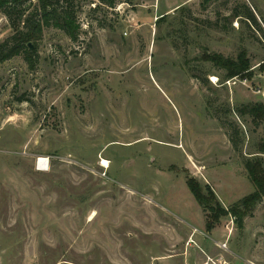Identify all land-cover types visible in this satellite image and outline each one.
<instances>
[{
	"label": "rangeland",
	"instance_id": "374dc122",
	"mask_svg": "<svg viewBox=\"0 0 264 264\" xmlns=\"http://www.w3.org/2000/svg\"><path fill=\"white\" fill-rule=\"evenodd\" d=\"M76 2L77 40L45 28L0 62V264H199L192 240L223 241L231 215L206 231L186 179L225 210L254 190L264 123L237 109L264 103V0ZM240 54L231 78L210 61ZM232 219L239 264H264V200Z\"/></svg>",
	"mask_w": 264,
	"mask_h": 264
},
{
	"label": "trees",
	"instance_id": "16d2710c",
	"mask_svg": "<svg viewBox=\"0 0 264 264\" xmlns=\"http://www.w3.org/2000/svg\"><path fill=\"white\" fill-rule=\"evenodd\" d=\"M96 1L110 7L115 4V0ZM78 8L76 0H0V12L5 17L10 30L9 35L0 42V62L17 55H23L30 61L33 54L28 43L35 44L45 28H56L71 40H77L80 29ZM243 58L240 54L236 61H232L212 55L210 61L217 67L226 69L225 78H231L247 69V62H244ZM237 113L240 116L250 117L255 124L264 123L262 102L243 105L237 109ZM230 141L236 149V141L231 135ZM250 154L254 155L246 157L243 166L254 190L226 210L208 185L202 189L193 178L186 179L190 193L205 215L206 231L212 230L227 214L233 216L237 225L241 226L242 218L257 202L264 200V159L261 156L264 155V137L257 144L256 151Z\"/></svg>",
	"mask_w": 264,
	"mask_h": 264
},
{
	"label": "built area",
	"instance_id": "2783aa9c",
	"mask_svg": "<svg viewBox=\"0 0 264 264\" xmlns=\"http://www.w3.org/2000/svg\"><path fill=\"white\" fill-rule=\"evenodd\" d=\"M263 96H264V92H262ZM230 226L227 225L225 227V230H226V235H225V238L223 241H218V242H215L214 245L215 247L220 251L219 253L217 254H214V255H204V260L200 263V264H230L226 259L225 257L223 256L222 252L225 253L228 251V240H229V237L231 236V233H232V226L231 224L233 225V219H232V216H230ZM195 231V229L193 230ZM193 233V232H192ZM192 236V235H191ZM192 239V238H191ZM191 239H189L187 241V245L190 243ZM193 241V240H192ZM193 244L194 241H193Z\"/></svg>",
	"mask_w": 264,
	"mask_h": 264
},
{
	"label": "crops",
	"instance_id": "0c3cea01",
	"mask_svg": "<svg viewBox=\"0 0 264 264\" xmlns=\"http://www.w3.org/2000/svg\"><path fill=\"white\" fill-rule=\"evenodd\" d=\"M247 156V155H246ZM194 241V240H193ZM194 243H196V249L192 250L193 252V255L198 258V259H201V261L199 262V264L204 260V255H214V254H210L209 252H211L212 250H218V249H211L210 246H213L215 247L214 243H210V242H204L202 240H196L194 241ZM213 248V247H212ZM216 248V247H215ZM190 251V250H189ZM186 253H188V249H186V252H182L180 255L182 257V260H183V264H187V259H185V255ZM227 253H230V254H233L235 255V259H233L232 261H230L229 263L230 264H239V259L242 260L240 258V256H238L237 254H235L230 248H229V245H228V251ZM176 255V254H175ZM173 258V256H169V257H164L162 258V260H166L165 262H170L171 259Z\"/></svg>",
	"mask_w": 264,
	"mask_h": 264
},
{
	"label": "bare ground",
	"instance_id": "6f19581e",
	"mask_svg": "<svg viewBox=\"0 0 264 264\" xmlns=\"http://www.w3.org/2000/svg\"><path fill=\"white\" fill-rule=\"evenodd\" d=\"M215 80V79H214ZM37 165H38V170H45L47 169V162L45 159H42V158H39V161H37ZM106 165V162L105 160L103 159L102 162H101V166H105Z\"/></svg>",
	"mask_w": 264,
	"mask_h": 264
},
{
	"label": "water",
	"instance_id": "95a60500",
	"mask_svg": "<svg viewBox=\"0 0 264 264\" xmlns=\"http://www.w3.org/2000/svg\"><path fill=\"white\" fill-rule=\"evenodd\" d=\"M28 47H29V49H31V48H32V45H31V43H28Z\"/></svg>",
	"mask_w": 264,
	"mask_h": 264
}]
</instances>
